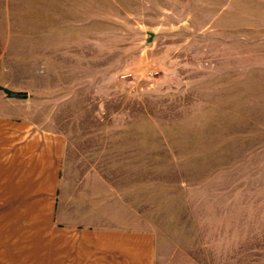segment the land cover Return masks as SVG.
<instances>
[{
	"label": "rangeland",
	"instance_id": "374dc122",
	"mask_svg": "<svg viewBox=\"0 0 264 264\" xmlns=\"http://www.w3.org/2000/svg\"><path fill=\"white\" fill-rule=\"evenodd\" d=\"M55 22L41 115L124 190L112 216L156 264H264V0H63Z\"/></svg>",
	"mask_w": 264,
	"mask_h": 264
},
{
	"label": "crops",
	"instance_id": "0c3cea01",
	"mask_svg": "<svg viewBox=\"0 0 264 264\" xmlns=\"http://www.w3.org/2000/svg\"><path fill=\"white\" fill-rule=\"evenodd\" d=\"M62 8L0 0V264H156L154 231L112 216L124 190L82 173L41 115L45 35L62 27Z\"/></svg>",
	"mask_w": 264,
	"mask_h": 264
}]
</instances>
